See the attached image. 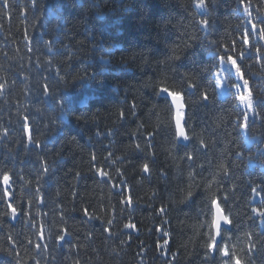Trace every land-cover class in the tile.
I'll return each mask as SVG.
<instances>
[{
  "label": "trees",
  "instance_id": "16d2710c",
  "mask_svg": "<svg viewBox=\"0 0 264 264\" xmlns=\"http://www.w3.org/2000/svg\"><path fill=\"white\" fill-rule=\"evenodd\" d=\"M4 3L0 176L13 183L5 197L0 181V264H222L208 250L213 196L233 221L220 244L264 264V219L251 211L264 208L251 192L264 188V0H208L210 15L196 0ZM228 55L257 106L247 130L235 91L220 97L215 83ZM161 87L182 94L186 146Z\"/></svg>",
  "mask_w": 264,
  "mask_h": 264
},
{
  "label": "snow or ice",
  "instance_id": "6c2138e0",
  "mask_svg": "<svg viewBox=\"0 0 264 264\" xmlns=\"http://www.w3.org/2000/svg\"><path fill=\"white\" fill-rule=\"evenodd\" d=\"M208 0H196L195 7L197 9H200L204 11L205 15H210L208 12ZM4 8H8L9 5L7 3V0H5V3L3 4ZM245 14L248 15L249 21L251 24V30L248 29L244 30L243 38L241 40V44L244 46H250V40L249 36L252 34H257V24L255 22H251V14L249 13L248 7H245L244 9ZM234 11H239V9H235ZM195 15V14H194ZM203 26L207 27L210 25L209 19H202L200 22ZM261 24H264V19L260 20ZM259 37L261 40H264V29H260ZM256 54L260 56L262 59H264V52L261 51V48L257 47L255 49ZM246 55V52L244 50H240L239 52V58L243 59ZM218 59L220 61L221 65L227 64L229 65L228 68L221 67L217 74H216V86L217 87H223L226 83H228V86L231 89H235V92L233 95L235 96L236 100L240 102V105L243 107L242 115H243V121L240 123L239 127L242 129L247 130L249 128V113H253V118L255 115H257L256 107L254 106V99H253V92L249 86V80L244 77V74L241 70V67L237 63V59L234 58L232 55H228L226 58L224 56H218ZM234 60L236 67L234 68L231 61ZM234 69V75L236 77L237 81H242V83L239 82H233L229 83L230 76L229 73L231 70ZM194 85H189V87H193ZM3 85H0V88H2ZM47 86H45L44 91L47 92ZM161 93H166L168 97L171 98V105L174 106L176 109V129H177V142L184 141L187 142L190 140V136L185 132V127L181 124V120L183 119L184 113L183 109L185 105L181 102L182 101V94L180 92L175 91H169L167 87H161L160 88ZM203 100H207L208 96L206 94L203 95ZM25 128H27V125H25ZM29 143H33L32 137L29 135L27 137ZM201 144L203 142L201 141ZM186 146V145H185ZM139 147V146H137ZM235 155L239 158L242 157L243 153L237 152ZM185 158L189 162H193V155L191 153H186ZM95 159V157H93ZM251 159V158H250ZM262 167H264V164H262ZM220 170H222L225 174L229 172L228 166L221 163L219 165ZM43 171L47 173L48 169L47 167L43 168ZM142 171L144 173H149L150 168L147 163H144L142 165ZM99 174L101 176H107L108 174L106 172L98 170ZM12 174L5 171L3 172L2 176H0V181H2V185L4 186V196H8L9 189L11 188V184L13 183ZM264 183V182H262ZM251 192L255 194L256 196L261 197V204H264V188H257L252 187ZM191 196V193H189V197ZM226 199V197H225ZM128 204H131V200L125 201ZM7 208L11 209V215L15 217L17 215V209L13 207L12 203L7 204ZM164 209L161 208V212H163ZM209 211L211 212L212 219L209 223V242H208V250L209 252H219L220 256L222 257V264H243V261L241 257L237 256L235 254V250H230L229 246L227 244H220V242L217 240V237L222 236V226L223 225H231L233 223L231 217L227 214H224V210L221 208L220 201L213 196L210 201ZM257 217L264 219V208H252L251 210ZM8 213L5 212V215ZM85 215H88L87 211L85 210ZM108 224H111L112 221L109 220L107 222ZM126 228H134L135 225L129 223L125 225ZM164 235H167V233H164ZM41 238H43L41 236ZM59 240H64V235H59L57 237ZM167 243V241H165ZM39 247V245H37ZM251 250V249H250Z\"/></svg>",
  "mask_w": 264,
  "mask_h": 264
},
{
  "label": "rangeland",
  "instance_id": "374dc122",
  "mask_svg": "<svg viewBox=\"0 0 264 264\" xmlns=\"http://www.w3.org/2000/svg\"><path fill=\"white\" fill-rule=\"evenodd\" d=\"M225 68H228V66H225ZM229 76H230V80H229V83H233V79H232V76L235 77L234 75V70H231V72L229 73ZM240 83V82H239ZM231 90H234L235 89H231L229 86H227V88H224V87H219L218 88V93H219V96L220 97H224L225 94L229 93Z\"/></svg>",
  "mask_w": 264,
  "mask_h": 264
},
{
  "label": "water",
  "instance_id": "95a60500",
  "mask_svg": "<svg viewBox=\"0 0 264 264\" xmlns=\"http://www.w3.org/2000/svg\"><path fill=\"white\" fill-rule=\"evenodd\" d=\"M160 95L162 96V97H165V98H167L170 102H171V98L170 97H168L167 96V94L166 93H161L160 92ZM182 103H183V101H181ZM173 108H174V106H173ZM184 109H185V107H184ZM183 109V110H184ZM174 120H175V128H176V109L174 108ZM181 124L184 126V116H183V119L181 120ZM176 134H177V129H176ZM180 143H187V142H184V141H179ZM16 220V216L12 219V221H15ZM222 227H225V228H229L230 227V225H223ZM219 238L220 237H217V240L219 241Z\"/></svg>",
  "mask_w": 264,
  "mask_h": 264
},
{
  "label": "bare ground",
  "instance_id": "6f19581e",
  "mask_svg": "<svg viewBox=\"0 0 264 264\" xmlns=\"http://www.w3.org/2000/svg\"><path fill=\"white\" fill-rule=\"evenodd\" d=\"M186 109V108H185ZM175 121V120H174ZM225 214V213H224Z\"/></svg>",
  "mask_w": 264,
  "mask_h": 264
}]
</instances>
